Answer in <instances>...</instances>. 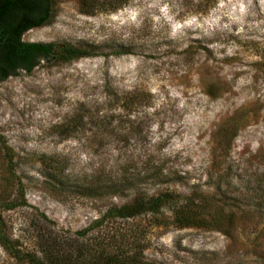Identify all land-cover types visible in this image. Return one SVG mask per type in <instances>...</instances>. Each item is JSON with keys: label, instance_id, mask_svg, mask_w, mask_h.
Listing matches in <instances>:
<instances>
[{"label": "rangeland", "instance_id": "rangeland-1", "mask_svg": "<svg viewBox=\"0 0 264 264\" xmlns=\"http://www.w3.org/2000/svg\"><path fill=\"white\" fill-rule=\"evenodd\" d=\"M54 1L53 21L22 40L93 55L0 82V203L21 183L28 205L2 213L5 233L29 252L41 213L70 237L111 206L171 192L228 217L177 228L148 215L136 236L105 222V245L141 236L143 264H264V0H127L92 15ZM126 178L118 195L103 188ZM0 264L24 263L0 245Z\"/></svg>", "mask_w": 264, "mask_h": 264}, {"label": "trees", "instance_id": "trees-1", "mask_svg": "<svg viewBox=\"0 0 264 264\" xmlns=\"http://www.w3.org/2000/svg\"><path fill=\"white\" fill-rule=\"evenodd\" d=\"M83 14L92 15L104 11H116L120 9L127 0H76ZM54 0H0V82L9 77L17 76L20 71L30 73L37 67L40 60L49 64L52 62H69L82 57L93 55L90 47L75 46L72 44H41L30 43L22 40L23 35L31 29L43 27L50 24L55 16ZM236 134V130H233ZM3 159L9 173L14 170V152L5 143L1 144ZM103 187L105 191H111L118 195L120 190L130 188L133 183L129 179H115ZM16 186V185H15ZM95 186V185H94ZM94 186L86 185V190H93ZM97 185L95 189L101 198L102 187ZM14 187V185H13ZM94 189V190H95ZM92 191V193H96ZM18 196L15 199L2 200L0 203V245L16 260L24 264H143L142 247L140 237L132 239L121 235L119 239L111 237V242L105 245L104 235L101 233L105 222L106 225L115 226L118 220L124 225L131 226V231L137 234L134 222L144 216L153 218L169 214V218L177 228L209 226L210 221L221 224L228 215L206 212L208 208L205 199L197 200L195 195L180 197L171 192L159 193L148 197L138 194L128 203L120 206L109 207L102 217L94 221L89 227L76 232L73 236L58 235L53 231L50 221L46 215L40 214L34 224L43 228L46 232L36 230V243L34 250L22 252L17 242L13 241L4 230L2 213L17 207L28 206L23 187L17 183ZM225 216V217H224ZM231 217V215L229 214ZM223 218V219H222ZM98 231H95V230ZM94 231L95 238L90 239L89 233ZM227 234V232H225ZM107 238L109 233L107 232ZM125 244V245H124ZM124 245V247H122Z\"/></svg>", "mask_w": 264, "mask_h": 264}]
</instances>
